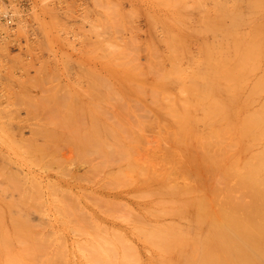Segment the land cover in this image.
Wrapping results in <instances>:
<instances>
[{
  "label": "rangeland",
  "instance_id": "obj_1",
  "mask_svg": "<svg viewBox=\"0 0 264 264\" xmlns=\"http://www.w3.org/2000/svg\"><path fill=\"white\" fill-rule=\"evenodd\" d=\"M1 3L13 22H0V264L174 263L172 229L188 233L217 196L218 170L199 173V155L231 141L200 111L220 80L204 44L230 28L219 12L233 15L236 0ZM252 24L234 29L247 41ZM262 48L243 92L263 81ZM247 96L239 121L264 107V87L250 107ZM177 121L220 136L182 143Z\"/></svg>",
  "mask_w": 264,
  "mask_h": 264
},
{
  "label": "bare ground",
  "instance_id": "obj_2",
  "mask_svg": "<svg viewBox=\"0 0 264 264\" xmlns=\"http://www.w3.org/2000/svg\"><path fill=\"white\" fill-rule=\"evenodd\" d=\"M235 4L237 10L233 15H226L224 10L219 12L223 21H231L230 28L221 22L220 40L215 37L218 41L208 40L210 43L206 40L204 44L205 59L210 67L218 69L220 80L204 87L212 86L215 102L200 111L201 120L209 126L216 121L225 124L221 130L224 134L231 133V141L217 138L224 141L216 142L211 154L203 152V155H199V166L194 167L199 173L209 175V165L218 170L219 177L215 182L217 196L215 199L205 196L207 205L201 206L194 222L196 227L190 224L188 233L172 229L174 239L170 253L174 263L171 261L170 264H264V107L254 110L242 121H239L237 111L238 97L248 93L243 105L250 107L255 103L250 98L258 95L264 87L263 75V81L250 86L252 90H241L244 87L241 79L256 68L263 53L264 0H236ZM243 7L251 11L249 19L245 18ZM254 17L261 19L252 24ZM242 22L252 24L250 26L254 28L247 41L235 31ZM229 62H234V66L230 67ZM233 79L240 81L237 83L240 88L232 93L230 82ZM225 104L230 107L227 114L222 110ZM177 122L180 125H175L181 131V139H185L182 143L191 142L204 147L212 143L213 137L220 136V130H216L210 135L196 137L190 133L191 124L188 126L187 121L184 124ZM235 133L237 138L232 137ZM239 144L242 145L241 154L223 160L228 149ZM209 156L212 157L208 159ZM190 229L195 231L192 233Z\"/></svg>",
  "mask_w": 264,
  "mask_h": 264
},
{
  "label": "built area",
  "instance_id": "obj_3",
  "mask_svg": "<svg viewBox=\"0 0 264 264\" xmlns=\"http://www.w3.org/2000/svg\"><path fill=\"white\" fill-rule=\"evenodd\" d=\"M12 17L9 12H4L2 8V3L0 0V22H6L8 24L12 23Z\"/></svg>",
  "mask_w": 264,
  "mask_h": 264
}]
</instances>
